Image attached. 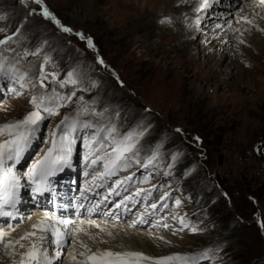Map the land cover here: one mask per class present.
Here are the masks:
<instances>
[{
	"label": "rangeland",
	"instance_id": "rangeland-1",
	"mask_svg": "<svg viewBox=\"0 0 264 264\" xmlns=\"http://www.w3.org/2000/svg\"><path fill=\"white\" fill-rule=\"evenodd\" d=\"M255 2L236 3L227 19L223 2L203 26L193 10L184 16L192 33L178 0H119L93 20L67 0H0V78L19 82L0 98V126L34 111L35 96L52 109L41 107L43 131L65 116L92 126L71 144L87 157L136 133L124 162L133 169L153 151L176 150L174 164L165 156L138 176L157 185V199L168 195L149 232L173 239L152 249L264 264V49L254 47L264 42L263 16L249 9L242 19L240 7ZM155 15L167 18L158 25ZM146 20L152 28L132 35Z\"/></svg>",
	"mask_w": 264,
	"mask_h": 264
},
{
	"label": "bare ground",
	"instance_id": "bare-ground-1",
	"mask_svg": "<svg viewBox=\"0 0 264 264\" xmlns=\"http://www.w3.org/2000/svg\"><path fill=\"white\" fill-rule=\"evenodd\" d=\"M67 1H69V3L72 5L71 6L72 9L80 10L79 11L80 14L86 15V16L88 15V17H90V19L93 20V18L97 17L96 12H98V8L100 7V5L118 2L119 0H67ZM201 1L202 0H196V1L178 0V6H182L183 3H185V2H186L185 3L186 6H188L185 8V10H183L182 17L184 18V22L185 23L188 22L191 27H193L191 25V22H190L191 20H186V18L184 16L189 14V13L191 14V12L193 10L199 12V5H200V3H203V1L202 2ZM219 1L220 0H215V3L218 4V7L221 6V4H219ZM241 1L242 0H240V1L239 0H231L230 1L231 4L225 3V4H229L231 6L226 7V8H229V10L226 13H224L223 15H221V18L227 19L226 17H228L227 15L230 13V11L233 10L235 7H238L239 4H241ZM238 2H239V4H236ZM204 3L205 4H207V3L211 4L212 0H206ZM247 6L248 5H240V7L243 9V11L247 12V14H245L243 12L244 15L242 14L241 18L242 19H249L248 15H250L249 11L251 10L250 13L253 16L256 17L257 14H260V16H263V19H262L263 23H261V26L264 27V1L263 0H261V1L257 0V2L249 5V8ZM222 7L224 8L225 6H222ZM242 9H241V11H242ZM211 15H213V11L208 12L207 16L205 17V20L202 19V22L201 23L199 22L200 25L203 26L204 23L209 18V16H211ZM253 16H250V19L253 18ZM153 17H151V18H153ZM166 18H167L166 16L155 15L154 21L156 24L160 25L162 23H159V22L163 21ZM190 18L192 19V17H190ZM84 19H87V18H84ZM180 22H181V20H180ZM248 24H249V22H248ZM258 24H260V23L258 22ZM151 28H152V24L150 21L146 20L144 24L139 22L138 25H136L134 28H132V32H133L132 35L141 33V32L146 31V30H150ZM192 31H193L192 33H194L196 31L194 29V27H193ZM254 47H256V48L259 47L260 50H263L264 49V42L263 41L256 42V43H254ZM71 118H72V116H71ZM68 122L69 121H67V123ZM127 136L124 138L125 140L122 139L117 144V147H116V148L119 147L121 149V152H122L121 158L134 154L137 151L138 146H139V140H140L139 134H137V133L136 134H129ZM61 137H67V135H63V134L60 135L58 137V141H61ZM8 140H11L10 139V130H4V131L0 132V142L2 141L1 144H4ZM61 144H62V142H60L58 146L60 147ZM124 149H128V150L123 151ZM178 154L179 153L176 150L170 149L169 152H165L163 154V156H164L163 158H165V156H166V157H169L171 160H174V156L178 155ZM116 155H117V153L115 152V156H114L113 160L115 159ZM175 160H176V158H175ZM174 161H173V163H174ZM18 170L19 171L21 170L20 172L16 171L18 174H20L22 172V168H20ZM12 173L14 174L15 172H12ZM45 182H46V180L44 178L42 185L40 186L41 192H43L44 188H46ZM44 210H45V208H44ZM44 210H42V211H44ZM42 211L40 212L39 210L37 211L34 209L30 210V208H28V209L23 208L21 210V213H23L24 216H20V218H22L24 220L23 225H20V222H18V226L14 230L10 231V230H7L5 228L0 230V233L5 235V238L3 237L4 239L0 243V264H18L21 260L16 261L17 258L23 257V253L25 252V250L27 248H29L30 246L35 245V243H36V241H38V239H36V237L33 238L36 234V229L33 226L34 225L36 226V224L31 223V222H34L37 220L39 222H43L44 216H41V213H43ZM44 212L47 213V211H44ZM99 217L101 219H103V216H99ZM90 222L91 221L89 220L88 224ZM163 222H164V220H163ZM77 225H78V223H77ZM79 226L81 227V223L79 224ZM25 231L29 232L28 236L26 235L27 233L25 234L26 236L24 235ZM156 231L153 230L152 232H149V230L143 231V230L132 229L126 223H122V224L118 225L114 222L100 223V222L96 221L92 226L90 225L89 229L86 226V229L83 232H80L78 234L77 239H76L73 247L68 248V249L65 248L64 250H62L63 257L60 260V262L58 261V263H60V264H87V262L85 261L86 260L85 257L90 259V257L95 256L96 260H97L98 258H100V255H98V254H101L104 252H113V253L140 252V253H143L144 255L151 258V260H149V261H141L142 264H146V263L153 264V261H155L156 258L162 257V256L164 257L165 255H168L170 253V251H172V249H171V250H165L164 252L163 251L162 252H160V251L156 252L157 249H152L154 246H156V247L162 246L163 247V246L168 244L169 239H173L172 237L170 238L169 235L164 233V232H158V231L156 232ZM151 235H153V236H151ZM38 237L39 236H37V238ZM41 238H42V235H41ZM130 242H132V243L139 242L141 244V246H140V248H138V247L136 248V247H134V244H132ZM87 251H88V254H84ZM60 252L61 251H59V250L53 252L51 254V257L54 259L55 253H60ZM172 252H173V254L175 253V251H172ZM173 256H176V255H173ZM82 258L84 259V261L86 263L83 262ZM29 260H31V258H28L27 261L23 260V263L26 262L27 264H29L28 263Z\"/></svg>",
	"mask_w": 264,
	"mask_h": 264
},
{
	"label": "snow or ice",
	"instance_id": "snow-or-ice-1",
	"mask_svg": "<svg viewBox=\"0 0 264 264\" xmlns=\"http://www.w3.org/2000/svg\"><path fill=\"white\" fill-rule=\"evenodd\" d=\"M45 17H49L51 14L45 10L44 12ZM53 20H55V17H51ZM164 21H161V23H163ZM57 24H59V21H56ZM63 31L65 32H69L70 29L68 28H63ZM83 39V37H81ZM88 44L91 47L92 46V41L91 39L88 40ZM101 63H103V61H101ZM69 77L72 76V73L68 74ZM21 79H23V77H21ZM45 79L43 73L41 74V86H43V80ZM75 81H73L74 83ZM24 85L21 84V87H23ZM61 87H63V84H61ZM61 99H71L70 97H62ZM30 102L34 105L35 110L29 112L24 118L23 120L17 121L13 124H6L4 125L2 128H0V132L4 131V130H11V129H24L25 133H31L35 131V127L38 124L39 121H41L43 119L42 116H40V110L41 107L43 106V110L44 111H48L51 112L52 109L50 107H48V105L44 104L43 98H37L35 96L31 97ZM65 120H67V118H65ZM75 125H76V121L72 122V128L73 130H75ZM85 127H89V125H85ZM12 133L10 132V135ZM16 139L15 140H8L6 141L4 144H0V187L3 186L4 181L6 179L7 176L11 175V169L9 168L7 170V173L3 172V165H4V153L5 150H7L8 155H7V159L11 160L13 158H15L16 160H19L20 158V153L23 150L22 145L27 143V135H24L23 133L17 132L16 134ZM61 141L62 144L59 148H57V145L55 144V142L53 143V147L52 149L49 150V153L47 156H45L44 160H42L39 165L34 166L35 167H39L40 170V176L41 179L43 180L47 175H51L54 174L55 172V168L51 167V163L52 161L50 160V157H52V153L53 151L56 152V157L55 159L57 161L60 162L59 166H63L64 164L67 163V159L68 156H70L71 154V144L73 143L72 140H69L67 137H61ZM10 145H13L14 147H9ZM128 149H124L123 151H127ZM117 155L115 157L114 160H112V164L113 166H115L117 164V162L121 159V149L118 147L114 150ZM93 163H95V161H93ZM105 167L107 168L108 165H105ZM31 178V177H30ZM9 184L12 187H15L19 184V180L12 175L11 179L9 180ZM5 197L3 196V193L0 192V199H4ZM178 203V202H177ZM14 206V204L12 205ZM153 207H155V205H153ZM4 205L3 203H0V214L2 215H8L9 213L3 211ZM62 223H64L65 225H67L69 223V221L65 220L62 221ZM33 227H36L35 225ZM56 230H53V235L55 236ZM57 246L59 247L61 245V243H63L62 240L57 239L56 241ZM33 248L35 249V245H33ZM57 255H59V253H57ZM101 257H110L113 258L111 260H106V261H101L100 264H140L141 261H149L151 260L150 257L144 255L143 253L140 252H124V253H113V252H104L101 254H98ZM203 255L207 256V252H205ZM33 258L35 259V256H33ZM90 259H92L94 261V264L96 262V257H90ZM181 257H165L162 258L160 260H156L153 261V264H170V262L172 261H179L181 260ZM36 264H51V262L47 259V257L45 256V258L43 260H36Z\"/></svg>",
	"mask_w": 264,
	"mask_h": 264
}]
</instances>
